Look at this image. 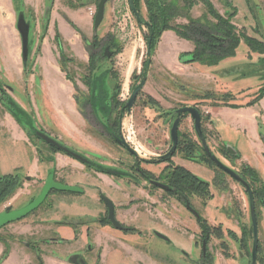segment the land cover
<instances>
[{
	"label": "rangeland",
	"instance_id": "374dc122",
	"mask_svg": "<svg viewBox=\"0 0 264 264\" xmlns=\"http://www.w3.org/2000/svg\"><path fill=\"white\" fill-rule=\"evenodd\" d=\"M68 1L70 0H62V3L68 7L70 6ZM98 1H92L94 13ZM0 2V18H5L2 20L3 22L0 20V88L6 91L0 92V121H5L7 112L10 114L7 105L8 99H12L25 112L23 115H18L21 124L16 120L15 122L21 127L27 139L26 144L16 140L13 138V131L9 129L8 125L0 123V173L13 171L12 166L16 163L15 160L17 159L15 158L20 154L19 151H22L21 148H26L29 151L27 159H24L25 157L21 159L23 164L30 162V157L37 155L39 160L43 162L41 165H44L42 166L43 170L38 172V174H42L41 178L34 175L32 168L28 172L31 177L30 180L22 177L23 186L21 189L16 187L11 193L0 199V212L18 209L36 196L49 167L55 171L59 180L67 182L82 180L80 179L81 173L92 171L62 151L53 150L45 141L36 136L35 130L47 133L61 145L89 157L94 163L128 171L127 167L130 164L128 153L111 140L103 127L95 120V115L91 112L90 107L82 102V97H88L90 92L86 83L90 73L88 68L89 48L85 42L80 43L81 52L64 46L62 42L64 54L68 57L62 59L55 40L50 41L48 46L52 54H49V64L51 63L56 73L53 75V71L50 69L49 76L45 75L41 55V41L45 35L43 30L45 9H43L40 19L36 20L33 10L26 6L22 0H0ZM72 2L75 3V0ZM210 2L215 11L221 15L231 12L234 8L235 13L231 17V21L236 28L240 31L244 30L250 36L264 40V0H210ZM88 3L89 1L86 4ZM49 4L47 3V6ZM7 7L14 13L10 12L9 14L5 11ZM139 10L143 19L147 20L143 0H139ZM20 13L24 15L29 25L30 52L26 63L22 62L21 40L16 29L17 16ZM188 18L201 22L213 20L207 8L200 2L191 8ZM6 19L8 20L7 24H5ZM177 23L185 24L187 18L178 17L172 22V24ZM146 33L147 30L137 23L127 0H107L103 20L97 29V37L101 43H106L108 38L113 39L119 50L116 55L98 64L93 77H96L101 70L106 69L109 86L118 83L121 87L118 96L121 100L128 98L130 85L135 83L131 76L137 75L141 69L142 61L148 59L146 43L143 38ZM163 33L150 57L151 61L146 77L148 83L144 87L142 95L133 105L131 113L125 114L122 119L121 131L125 139L143 158H152L155 155L152 153H159L166 148L162 144V139H166L167 126L162 122V119H158V116L150 114L147 107L145 108L143 105L145 91L158 92L165 96L166 101L161 99L162 108H176L186 102L194 101L190 99L191 93L196 92L197 95L208 93L211 100L197 102V104H199L198 108L203 115V125L207 132L210 150L222 162L230 168L232 166V169L237 172H242L244 165L249 166L257 173V179H260L264 184V163H261L260 158L256 157L254 158L256 161H254L250 155L251 151L248 153L249 145L246 143L242 132L235 134L232 131L230 133L232 140L240 139L237 142V147L247 157L245 162H239L241 159L239 152L238 156L233 158V154L229 152L227 146L224 150L228 154L222 153L220 147L223 144L218 140L217 131L212 122V113H208L207 107L220 105L223 99L228 102V105L229 102L234 101L236 103L241 98L246 99L247 94L242 93L241 97L238 95L241 92L249 93L251 98H254L258 88L264 87V55L249 50L244 39L241 38L235 55L223 59L215 65L206 66L199 62L183 63L184 57L181 58V55L188 51L187 44L192 46L191 41L181 37L172 29H165ZM11 34L16 36L18 42L16 48L12 46ZM92 39L93 34L87 37L90 43ZM2 41L6 42L5 49L2 47ZM258 48L264 50L262 46H258ZM45 53L48 55L47 50ZM79 54H83V58ZM174 63H179L186 68L183 71H174L172 65ZM185 84H190L193 89L188 88ZM179 86L183 88L181 94L178 93ZM61 89L66 92L65 95ZM67 93L70 100L72 97H76L74 99L77 104L76 110L71 112L67 106ZM258 93L263 94L264 92L261 89ZM101 94L96 92L95 98L103 97ZM229 94L230 97L226 96ZM254 99L256 102L257 99ZM229 107L232 108L233 106ZM78 111L83 112L84 115H80ZM10 115L13 117L12 114ZM184 124H190L189 118L182 121V129ZM259 126L262 127L261 124ZM260 133L264 136L262 132ZM147 139L152 141L150 145L147 144ZM156 143L158 146L155 145ZM231 151L237 153L236 150L231 149ZM197 155L199 159L204 160V154L200 150H198ZM208 166V170L202 169V171L205 173L203 176H209L210 192L213 198L206 200L205 198H198L195 205L199 209L206 210V220L214 229L218 228L220 234L213 233V236L210 237L207 246L210 255H206V258L200 255V242L197 248L195 241L184 231L183 227L176 232L179 241H175V243L189 249L191 253L189 256L181 255L174 248V244L172 246L162 240H151L150 238H142L139 241L142 252H137L138 255H134L136 253L133 249H127L123 241L117 242L123 248L124 253L122 252V254L126 252L131 253V255H110L109 253L115 250L114 243H106L104 240L93 241L92 238L85 239L83 236H80V239L75 242L70 234V240L66 244L69 251L76 249L77 254L84 253V247L87 243L92 246L93 251L88 255H60L64 254L61 246L46 241L49 240L47 237L62 236L65 228L62 226L47 228L50 225L49 221L41 219H60L68 209L80 210L84 204H86L85 208H89L90 203L84 197H77L78 201L75 199L64 201L54 197V201L49 200L53 204L50 209L47 207V201L23 220L15 221L0 229V247L2 250L4 249L0 255V264L6 257L3 254L7 253L11 246L25 253V255H13L16 262H12V264H77L78 256L83 257L88 264H246L238 255V251H243L244 247L242 229L244 225L251 227L249 204L244 188L226 173L212 166L211 163ZM261 182L252 180L254 187H258ZM69 196L75 197L72 194ZM57 197L60 198V195ZM209 197L211 196L209 195ZM255 200L260 228V252L261 255H264V199L257 197ZM202 202L206 204L203 206ZM90 209V214H96L99 205L92 202ZM47 210L49 211L46 212ZM181 212V216L188 217L185 210H181ZM149 233L147 232V234ZM120 234L124 236L119 237L122 240L133 239L131 234ZM27 241L44 253V255L39 256L40 259L36 256L33 248L24 245ZM129 245L137 246L133 243ZM95 253H101L100 257L97 258Z\"/></svg>",
	"mask_w": 264,
	"mask_h": 264
},
{
	"label": "flooded vegetation",
	"instance_id": "af4514ba",
	"mask_svg": "<svg viewBox=\"0 0 264 264\" xmlns=\"http://www.w3.org/2000/svg\"><path fill=\"white\" fill-rule=\"evenodd\" d=\"M88 1H93V0H88ZM130 10L133 16L135 17L137 23L139 25H142L147 30L146 28L147 20L143 19V17L140 14V11L138 12L136 10L135 12L131 8ZM234 13L235 10L233 8L231 12L225 13L223 16L233 17ZM44 17H45L44 18L45 22L43 25V30L44 33H46L49 23V11L45 13ZM236 33L239 36H241L240 39L241 38L244 39V37L252 38L255 41L254 43L255 49H252L245 42L249 50L264 55V50L262 51L258 48V46L264 47V40L250 36L246 34L244 30L240 31L237 28H236ZM145 36L143 38L146 43L148 59L146 61H142L141 69L138 72V74L131 76V78L135 80V83L130 85V94L128 93V98L125 100L124 99L121 100L118 97L121 88L120 85H118V83H114L113 86H109L110 84H108V80H107L108 73L106 74V69L101 70L96 75V77H93L94 75L93 73L95 72L99 63H101L103 60L110 59L111 57L117 54V52H115L116 50L114 46H112V44L109 43V40H107L106 43H101L97 37V34H93V39L91 43L84 41L85 45L89 48L88 68L90 69L89 70L90 73L88 75V79L86 83L90 92L88 93V97L85 98L82 97V102L90 107L91 112L95 115L96 118L95 120L103 127L104 131H106V133L111 138V140L128 153V156L130 158L129 160L130 164L127 163L128 171H124L112 167H104L102 165L94 163V161H92L89 157H86L83 154H79L81 158L77 159L72 155H70L69 153L57 149L55 146L50 145L49 143L46 142L53 150L58 152L62 151L66 155L73 157L75 160L81 163L85 168L92 169V171L81 173L80 179L82 180H78L76 182H67V181L59 180L55 174V171L49 167L50 170L47 169V171L45 172L46 174L45 179L41 182L37 195L41 192L50 174H52L53 176V181L64 185L76 186L80 189V192L59 191V190L51 189L48 195L43 200V202L28 215L33 214L40 207H42L47 201H48L47 207L50 209L53 204L52 202H49V200L54 201L55 198L68 201L71 199L77 200V197L78 198L84 197L88 200V203H90V205L92 204V202L97 203L99 205L98 212L93 215L89 213L91 210L90 205L89 208H85L86 204H84L82 206V209L80 210L68 209L63 214V217L60 219L57 218L41 219L44 221H49L50 225L47 226V228L51 226H58V227L62 226L65 228L63 230L62 236L60 235L57 237H47L49 238V240L46 241V242H51L53 244H58L62 248L64 247L65 252H63L64 254H60V255H85V254L88 255L91 254L93 251L92 246L89 243L85 245L84 253L82 252L80 254H77L76 249L69 251L66 248L67 247L66 244L68 243V240H70L69 237L70 234L72 235L71 237L72 240L75 242H77L80 239V236H83V238L85 239L92 238L93 241L104 240V242L106 243H114L115 250L110 252L109 253L110 255H131V253H126V252L125 254H122V252L124 253V251L123 248H121V246H119V244L117 243L118 241L119 242L123 241L127 249L129 250L133 249L136 253L134 255H138L137 252L138 253L142 252V249H140L141 246H139L140 244L139 241L142 238H150L151 240L152 239L162 240L166 243H169L170 245L174 244L175 246L174 245L172 246H174V248H176L181 255L189 256L191 255L189 249L178 246L175 243V241L177 242L179 241L177 240L179 236L177 235L176 232L180 231L182 227L185 229L184 231L189 234L191 239L195 241V246L197 248L199 247L198 243L200 242V247H199L200 255L205 256L204 258H206V255H210L207 246L210 241V237H212L214 233L213 227L206 220V215H205L206 210L199 209L195 205V202L198 198H202V199L205 198V200L213 198V195H211L212 193L210 192L211 184H210V180H208L209 176L208 175L203 176L204 171H202V169L204 170L209 169L208 165L210 164V162L206 160L209 158L207 157L206 153L203 151L201 140L199 139L194 127L193 118H191L188 112L177 113V110L183 107H195L200 112L201 115L200 128L203 137L205 139V142L208 145L209 141L207 140V134H206L207 132L203 125V115L201 110L198 108L199 104H197V102L209 101L211 100V96L208 93L204 95L201 94L197 95L198 93L196 92L195 93L190 92L191 98L190 97L189 98L193 99L194 101L186 102L182 105H179L176 108H162L161 99L166 101L167 100L165 99L166 97L162 96L158 92H152L149 90L145 91L144 93L145 99L143 100V105L145 106V108L147 107V110H149L148 112L150 114H154V116H158V119H162V122L167 126V136L165 137L166 139H162V144L166 146V148L161 150V152L159 153L157 152L152 153L155 154L154 157L152 158H143L139 156V154L136 152L135 148L131 145V143L125 139L121 131L122 128L121 123L124 115L131 113L133 105H135L136 100L139 98V96L142 95V92L144 91V87L148 83L146 79L147 70H148V65H150V61H151L150 57L154 51L151 53L149 49V42L146 41ZM191 43H192V48L187 52H184L183 54L189 53L193 50L194 44L193 42ZM62 48L64 51L63 45ZM28 51H29V42H28ZM91 56L93 57V59H91ZM27 60L26 61L22 60V62L26 63ZM190 63H195V62H190ZM141 81H143V85L138 90L132 105L128 108L127 102L130 99V96L133 93L134 89L141 83ZM162 82L165 83L164 81ZM186 85L187 84H185V86ZM187 86L188 88L193 89L190 86V84ZM181 89L183 88L179 86L178 93L180 94L182 91ZM259 89L260 90L262 89V92H264V87L260 86L256 91L257 93L256 97L260 95L258 93L260 91ZM0 92L4 93L6 91L0 88ZM96 92H99L100 94L102 92L103 97L95 98ZM226 96L229 97L230 94ZM73 99H76V97ZM221 101L222 103L225 102L224 99ZM78 113L80 115L83 114V112L80 111H78ZM188 118L190 120V124H184L183 125L184 128L182 129V121ZM176 119H178V123L175 127L176 128L175 139H173L171 130L173 128V123ZM38 132L48 135L47 133H44L42 131L35 130L36 136L40 139L42 138L38 135ZM262 133L264 134V132ZM260 136L264 139V136L261 135V133ZM146 142L148 145L152 143L150 139H147ZM155 145L158 146L157 143ZM225 146L226 145L223 144L222 147H220L222 153L224 154H226V151L224 150ZM198 150H200L204 154V160L199 159L197 155ZM233 155H238V152L236 153L235 151H233ZM35 157L37 159L35 162L31 161L32 157H30L29 160L30 162H25L24 164L22 162L19 166L15 167L13 171L6 172L3 174L0 173V176L7 174H16L18 176L17 187L21 189L23 186V182L21 180L22 177H24L26 180H30L31 177L28 172L32 170V168L34 170L35 176H38V178H41L42 176V174L40 175L38 174V172L40 170H43L42 166L44 165H41L43 164V162L39 160L37 155ZM44 164L46 165V163ZM45 167L47 168V166ZM23 173L25 174L24 176ZM199 180L207 184L206 187L207 193L201 196L198 194ZM247 183L249 184L248 181ZM244 192L247 196V201L249 204L248 194L245 188H244ZM70 194H72L75 197H70L69 196ZM37 195L32 197L29 201L37 197ZM57 195H60V198L57 197ZM209 195L211 197H209ZM252 195L254 199L255 214L257 219V238H258L255 264H264V255H261L260 252L261 249V241H260V233H259L260 228L258 221V212L256 209V202H255L256 198L253 191H252ZM102 197H106L110 201L114 220L120 225L121 228L116 227L113 221L109 218V209L107 204L102 199ZM204 204L206 203L202 202L203 206ZM181 210L182 211L185 210L188 213V217L181 216L180 215L182 213ZM48 211L49 210H47L46 212ZM249 215H250V211H249ZM25 217L17 221H21ZM249 221L251 224L250 216H249ZM11 223H8L6 225H9ZM208 227H209V231L205 230L208 229ZM117 231L124 235L131 234L133 235V239L130 238V239L122 240L119 237H124V236H122ZM147 232L150 233L147 234ZM242 234L244 236L243 239L244 247H243V251L242 250L238 251V255H240V259L242 260V262H246V264H251L250 255L253 245L252 224L251 227H247V225H244V228L242 229ZM130 243L136 244L137 246H130L129 245ZM24 245L26 247L33 248L34 252H36V256L38 257V259H40L39 257L40 255L44 254L43 252H41V250L38 247H35L31 243H29V241L25 242ZM94 255H96V257L99 258L101 253H95ZM80 262L82 264H88L83 257L78 256L77 264H81Z\"/></svg>",
	"mask_w": 264,
	"mask_h": 264
},
{
	"label": "crops",
	"instance_id": "0c3cea01",
	"mask_svg": "<svg viewBox=\"0 0 264 264\" xmlns=\"http://www.w3.org/2000/svg\"><path fill=\"white\" fill-rule=\"evenodd\" d=\"M22 1L26 6L30 7L33 10L36 20L40 19L43 13V9H45L44 10L45 13L49 11V23H48L47 31L41 41L42 42L41 55L43 57L42 66H43L44 74L49 76V73H51L50 72L51 69L54 75L56 71L54 67L51 66V63L49 64V54H52L48 46L50 41L54 40V36L57 31L60 34L61 43L63 42L64 46L65 45L69 46L74 51L75 50L80 51V47H79L80 43H82L83 41L88 42L87 37L91 34H94L93 13L91 12L94 8V4L92 3V1H89L88 4L82 6L77 5L74 7L71 6L67 7L62 3V0H22ZM47 3H50L49 6H47ZM5 11L9 12V14L10 12H13L9 7H7ZM4 19L5 18H0L1 21ZM7 21L8 20L6 19L5 24H7ZM69 21L72 22L75 27H73L69 23ZM11 36H12L11 41L13 44L12 46L16 48L18 43L16 40V36L12 34ZM1 44L3 49H5L6 42L2 41ZM187 45H188L187 46L188 50H190L192 46L189 44ZM46 50L48 52V55H46L45 53ZM79 55H81L82 58L84 56L83 54H79ZM172 65L174 66L173 68L174 71H183L186 68L185 66L180 65L179 63H174ZM61 91L63 92V95H65L66 92L63 91L62 89ZM242 93L247 94L246 99L243 100L241 98L240 100H238L239 102L236 101V103L232 100H231L232 102H229V104L238 105L237 108H233V107L231 108L229 107L230 105L228 104H220L217 106L212 105L207 107L209 109V112L212 113V122L217 131L219 142L239 152L241 156L239 162H245V159H247V157L243 153H241L240 148L237 147L238 146L237 142H239L240 139L239 138L237 140L231 139L232 134L230 132L232 131L235 134H239L242 132L243 133L242 135L244 136L246 143H248L249 145L248 153L251 151L250 155L253 159L255 157L260 158L261 163L262 162L264 163V156H263L264 139L260 136V132H264V93L260 94V96L258 95L257 97L256 94L254 98H258V99L255 103L251 105H247V103L254 98H251L252 96H250V94L246 92H241L240 94L238 93V95L241 97ZM66 101L68 103L67 106L70 112L72 110H76L75 101L73 97L71 98V100L68 98V93L66 95ZM5 116H6L5 121L3 122L0 121V123L7 124L9 129L13 131L14 134L13 138H15L18 141L19 140L23 141V143L26 144L27 139L25 137L24 132L21 130V127H19L17 122H15V119L8 112L6 113ZM260 124L262 125V127H259ZM21 150L22 151H19L20 154L17 156V158H15L17 160L14 159L16 163L13 164L12 169L19 166L22 163L21 159H23V157H25L24 159H27V154L29 153L28 149L21 148ZM32 158L31 161L33 162L37 160L35 156ZM254 161L256 160L254 159ZM259 167L262 168L261 166ZM3 250L0 247V255L4 252ZM62 252H65L64 247L62 248ZM13 255H25V253H22L17 248L11 246V248L7 251L6 257L1 262V264H12V262L15 263L16 259L13 257Z\"/></svg>",
	"mask_w": 264,
	"mask_h": 264
},
{
	"label": "trees",
	"instance_id": "16d2710c",
	"mask_svg": "<svg viewBox=\"0 0 264 264\" xmlns=\"http://www.w3.org/2000/svg\"><path fill=\"white\" fill-rule=\"evenodd\" d=\"M87 2L88 0H75V3H73L72 0L68 1L71 7L77 5L82 6ZM198 2L202 3L207 8V11L212 16L213 20L201 22L196 19L188 18L191 8ZM132 3L139 12V0H132ZM143 3L147 12V35L145 36V39L149 42V49L151 53L154 51L162 31L165 29H172L178 35L193 42L194 44V48L191 52L181 55V58L184 57L183 63L199 62L203 65L211 66L219 63L225 58L235 55L241 36L236 33V26L231 22V17H225L215 11L210 0H143ZM178 17L187 18V23L172 24L173 20ZM69 23L75 27L72 22L69 21ZM54 40L58 47L60 57L62 59H66L62 48L61 37L57 31L55 33ZM108 40L109 43L114 46L116 50L115 52H118L119 49L116 42L110 38H108ZM244 40L252 49H255V41L252 38L244 37ZM91 59H93L92 56ZM254 102L255 99L253 101H249L247 105H251ZM222 104L227 103L224 102ZM229 105L233 107L238 106L235 104ZM7 109L10 114L13 115L15 120L21 124L18 115H23L25 112H23L22 109L19 108L14 101H12V99H8ZM226 154H228V152H226ZM237 156L238 155H233V158H236ZM206 160L215 166L210 159ZM239 173L249 182L252 191L255 194V198L262 197V199H264V184L260 179H257V173L246 165L243 166L242 172L240 171ZM252 180H256L261 183L258 187H254ZM17 185L18 176L16 174L0 176V199L11 193ZM206 187L207 184L199 180L198 194H206ZM217 229L218 228H213V231L214 234L219 235L220 230L218 229V231H216ZM205 230L209 231V227ZM229 234L232 235L231 232H229ZM3 255H6V253Z\"/></svg>",
	"mask_w": 264,
	"mask_h": 264
},
{
	"label": "water",
	"instance_id": "95a60500",
	"mask_svg": "<svg viewBox=\"0 0 264 264\" xmlns=\"http://www.w3.org/2000/svg\"><path fill=\"white\" fill-rule=\"evenodd\" d=\"M107 0H99L97 5H96V11L93 16V30L94 34H97V29L100 25V23L103 20L104 17V9H105V3ZM129 7L136 12V9L132 3V0H127ZM16 29L20 35V40H21V57L23 61H26L28 58V42H29V25L25 20V17L23 14H19L17 16V21H16ZM143 81L134 89L133 93L130 96V99L127 102V107L129 108L133 100L138 92V90L142 87ZM180 112H188L194 120V127L197 132V135L199 139L201 140V145L203 148V151L206 153L207 157L212 161V163L221 171L226 173L229 177H231L235 182L241 184L244 186L247 194H248V199H249V211H250V219H251V224H252V230H253V245L251 249V264H255L256 261V253H257V219H256V214H255V205H254V199L252 195L251 188L247 181L240 175L239 172L235 171L229 166H227L224 162H222L212 151L210 150L209 146L206 144L205 139L203 137V134L201 132L200 128V122H201V115L200 112L195 108V107H183L179 110H177V113ZM178 123V119H176L173 123V128L171 130L172 138L175 139V127ZM38 135L47 143L50 145L55 146L57 149L63 150L73 157L80 159V155L69 150L68 148L60 145L56 140L51 138L50 136L43 134L41 132H38ZM229 152L233 154L231 151V148L227 147ZM233 150V149H232ZM51 189L59 190V191H70V192H80V189L76 186L72 185H64L58 182L53 181V176L50 174L45 182V185L43 186L41 192L23 205L22 207L15 209V210H10V211H3L0 212V228L5 226L8 223L17 221L25 216H27L29 213H31L35 208H37L45 199V197L48 195L49 191ZM104 202L107 204L108 209H109V218L113 221L116 227L121 228L120 225L114 220L113 217V211H112V206L110 201L106 197H102ZM81 263V262H80ZM82 264V263H81Z\"/></svg>",
	"mask_w": 264,
	"mask_h": 264
},
{
	"label": "built area",
	"instance_id": "2783aa9c",
	"mask_svg": "<svg viewBox=\"0 0 264 264\" xmlns=\"http://www.w3.org/2000/svg\"><path fill=\"white\" fill-rule=\"evenodd\" d=\"M94 14V10L91 11Z\"/></svg>",
	"mask_w": 264,
	"mask_h": 264
}]
</instances>
